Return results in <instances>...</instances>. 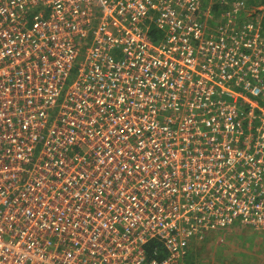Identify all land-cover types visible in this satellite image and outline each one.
Masks as SVG:
<instances>
[{
  "label": "built area",
  "instance_id": "1",
  "mask_svg": "<svg viewBox=\"0 0 264 264\" xmlns=\"http://www.w3.org/2000/svg\"><path fill=\"white\" fill-rule=\"evenodd\" d=\"M244 1L0 0V264H187L264 232Z\"/></svg>",
  "mask_w": 264,
  "mask_h": 264
},
{
  "label": "rangeland",
  "instance_id": "2",
  "mask_svg": "<svg viewBox=\"0 0 264 264\" xmlns=\"http://www.w3.org/2000/svg\"><path fill=\"white\" fill-rule=\"evenodd\" d=\"M246 11L245 16L264 17V5L257 9L249 7ZM73 79L70 75L67 85ZM188 250L186 257L194 255L195 264H264V232L237 225L210 234L204 241L189 246Z\"/></svg>",
  "mask_w": 264,
  "mask_h": 264
},
{
  "label": "trees",
  "instance_id": "3",
  "mask_svg": "<svg viewBox=\"0 0 264 264\" xmlns=\"http://www.w3.org/2000/svg\"><path fill=\"white\" fill-rule=\"evenodd\" d=\"M243 4L246 8L250 7V8L257 9L259 6L264 5V0H245ZM215 10H217V8ZM262 23H263V29H264V17L262 19ZM155 246L160 247L159 244L155 245V243H150L149 246L146 247L148 256H150V254L152 253V249ZM185 260L187 264H195L194 255L187 256Z\"/></svg>",
  "mask_w": 264,
  "mask_h": 264
}]
</instances>
